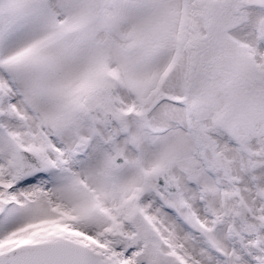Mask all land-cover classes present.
<instances>
[{"label":"snow or ice","instance_id":"obj_1","mask_svg":"<svg viewBox=\"0 0 264 264\" xmlns=\"http://www.w3.org/2000/svg\"><path fill=\"white\" fill-rule=\"evenodd\" d=\"M0 264H264V0H0Z\"/></svg>","mask_w":264,"mask_h":264}]
</instances>
